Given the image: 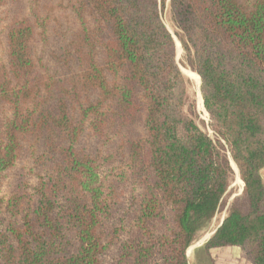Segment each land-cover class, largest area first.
<instances>
[{
	"label": "trees",
	"instance_id": "16d2710c",
	"mask_svg": "<svg viewBox=\"0 0 264 264\" xmlns=\"http://www.w3.org/2000/svg\"><path fill=\"white\" fill-rule=\"evenodd\" d=\"M170 12L217 138L160 0H0V264H190L229 154L203 246L264 264V0Z\"/></svg>",
	"mask_w": 264,
	"mask_h": 264
},
{
	"label": "rangeland",
	"instance_id": "374dc122",
	"mask_svg": "<svg viewBox=\"0 0 264 264\" xmlns=\"http://www.w3.org/2000/svg\"><path fill=\"white\" fill-rule=\"evenodd\" d=\"M160 1H161L162 13H163V20H164L166 26L168 27V29L170 30V32L172 33V35L174 36V39L176 41L177 62L179 64L181 70L183 71V73L190 78L191 83H192L191 84V92L193 95V100L195 103V108H196V112L198 114L200 123H201L202 127L213 138H217V135L214 133V131L212 130L211 125H210L211 121H210L209 113L205 109L207 112V115H206L205 111H202L201 109H199V106H198V88L200 90L201 97L203 100L202 80H200V84L198 86L196 84V81H194V79L192 77H190L182 69V67H189L191 69H192V67L188 63V55H187V52H186V50L182 44V41L180 39V34H181L180 29L178 28V26L174 22L172 15H171V12H170V0H160ZM193 71L196 72L195 70H193ZM200 79H201V77H200ZM203 105H204V100H203ZM229 159H230V163H231V166L233 168V171H234L233 172L234 173V182L230 187L232 192L228 196L227 205L225 206L224 211L222 213H220L217 216V218H215L211 222L210 226L207 229H205L200 234V236L189 247L190 249H188L187 255H188V259H189L190 264H250L251 263L249 260H247L242 255L241 249L237 246L236 247L232 246V248H231V246H227L226 248L221 249L219 251H212L211 253H208V251L206 252V249L203 246L204 244H201V246L198 245L199 242H201V240H203L208 235H210L221 224L222 220L224 219L225 214L227 213V210H228L230 203L233 201V199L237 198L243 192L244 182L242 180V183H241L237 180V175H239L241 177L239 168L236 165L238 168V172H239V174H238L236 172L237 170H235V167L233 166V164L231 162L232 157L230 156V154H229ZM262 175L264 178V169L262 170ZM241 179H242V177H241Z\"/></svg>",
	"mask_w": 264,
	"mask_h": 264
},
{
	"label": "bare ground",
	"instance_id": "6f19581e",
	"mask_svg": "<svg viewBox=\"0 0 264 264\" xmlns=\"http://www.w3.org/2000/svg\"><path fill=\"white\" fill-rule=\"evenodd\" d=\"M182 69L190 76V77H192L193 79H194V81H196V84L199 86V84H200V76H199V79H198V77H197V74L191 69V68H189V67H182ZM197 88V87H196ZM198 106H199V109H201L202 111H205V113H206V115H207V112H206V110H205V107H204V105H203V100H202V97H201V93H200V90H199V88H198ZM232 164H233V166L235 167V170H237L236 172L239 174V172H238V168H237V166H236V164L234 163V161L232 160ZM237 180L239 181V182H241L242 183V180H241V178H240V176L239 175H237ZM190 249V248H189Z\"/></svg>",
	"mask_w": 264,
	"mask_h": 264
},
{
	"label": "crops",
	"instance_id": "0c3cea01",
	"mask_svg": "<svg viewBox=\"0 0 264 264\" xmlns=\"http://www.w3.org/2000/svg\"><path fill=\"white\" fill-rule=\"evenodd\" d=\"M206 241H207V240H205V238H204L203 240H201V242H199L198 245L201 246V244H204ZM226 247H227V246H226ZM226 247L213 248V249L209 250L208 253H211L212 251H219V250L224 249V248H226ZM235 247H236V246H235ZM231 248H232V246H231ZM206 252H207V251H206ZM250 264H252V263H250Z\"/></svg>",
	"mask_w": 264,
	"mask_h": 264
},
{
	"label": "water",
	"instance_id": "95a60500",
	"mask_svg": "<svg viewBox=\"0 0 264 264\" xmlns=\"http://www.w3.org/2000/svg\"><path fill=\"white\" fill-rule=\"evenodd\" d=\"M200 80H201V79H200ZM223 221H224V219L222 220L221 224L223 223ZM221 224H220V225H221ZM220 225H219V226H220ZM219 226H218V227H219ZM218 227H217V228H218ZM217 228H216V229H215L210 235H208V236L205 238V240H209L210 237L216 232Z\"/></svg>",
	"mask_w": 264,
	"mask_h": 264
}]
</instances>
